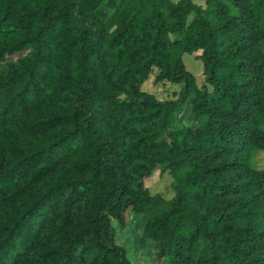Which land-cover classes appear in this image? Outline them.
<instances>
[{"label":"trees","instance_id":"trees-1","mask_svg":"<svg viewBox=\"0 0 264 264\" xmlns=\"http://www.w3.org/2000/svg\"><path fill=\"white\" fill-rule=\"evenodd\" d=\"M203 4L0 0V264H131L126 211L157 260L264 264V0ZM154 70L175 99L141 89Z\"/></svg>","mask_w":264,"mask_h":264},{"label":"rangeland","instance_id":"rangeland-1","mask_svg":"<svg viewBox=\"0 0 264 264\" xmlns=\"http://www.w3.org/2000/svg\"><path fill=\"white\" fill-rule=\"evenodd\" d=\"M177 1V0H173ZM194 4L203 6L204 0H191ZM190 20V17L188 18ZM200 52H195L192 55L183 54L182 61L186 69L193 74L196 83L201 87L203 83L202 65L196 57ZM155 70L146 80L141 89L144 92L152 94L157 100L175 99L179 91L178 85H173L168 82L154 83ZM190 99L185 106L177 111V117L184 126L196 127L200 125L203 119L194 120L190 112ZM250 165L255 169L264 168V152L257 150L250 161ZM172 178L167 171L154 170L151 176L144 180V185L151 195H159L164 199H170L173 195L171 189ZM146 218L141 215H134L130 211L124 214V226H119L117 221H112V226L115 230V241L122 246L126 252L131 264H168L166 260H157L154 251L147 244L144 249L138 248L141 232L145 224Z\"/></svg>","mask_w":264,"mask_h":264}]
</instances>
